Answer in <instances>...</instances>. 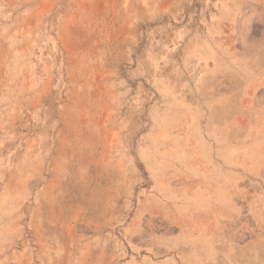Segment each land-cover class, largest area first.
I'll list each match as a JSON object with an SVG mask.
<instances>
[{
  "label": "rangeland",
  "instance_id": "obj_1",
  "mask_svg": "<svg viewBox=\"0 0 264 264\" xmlns=\"http://www.w3.org/2000/svg\"><path fill=\"white\" fill-rule=\"evenodd\" d=\"M0 264H264V0H0Z\"/></svg>",
  "mask_w": 264,
  "mask_h": 264
}]
</instances>
